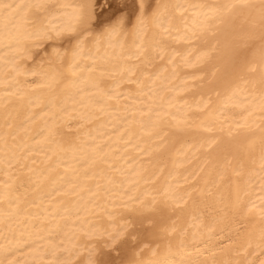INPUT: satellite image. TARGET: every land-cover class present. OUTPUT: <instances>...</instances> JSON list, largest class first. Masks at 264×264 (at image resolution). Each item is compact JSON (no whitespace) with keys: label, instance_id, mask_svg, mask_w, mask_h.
<instances>
[{"label":"bare ground","instance_id":"1","mask_svg":"<svg viewBox=\"0 0 264 264\" xmlns=\"http://www.w3.org/2000/svg\"><path fill=\"white\" fill-rule=\"evenodd\" d=\"M0 264H264V0H0Z\"/></svg>","mask_w":264,"mask_h":264},{"label":"snow or ice","instance_id":"2","mask_svg":"<svg viewBox=\"0 0 264 264\" xmlns=\"http://www.w3.org/2000/svg\"><path fill=\"white\" fill-rule=\"evenodd\" d=\"M138 7H142V5H138Z\"/></svg>","mask_w":264,"mask_h":264}]
</instances>
